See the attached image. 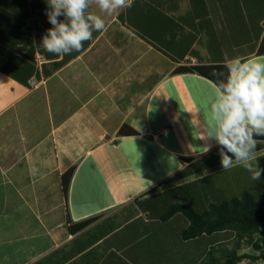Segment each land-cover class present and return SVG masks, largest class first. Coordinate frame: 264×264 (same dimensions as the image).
Returning <instances> with one entry per match:
<instances>
[{
  "label": "crops",
  "instance_id": "1",
  "mask_svg": "<svg viewBox=\"0 0 264 264\" xmlns=\"http://www.w3.org/2000/svg\"><path fill=\"white\" fill-rule=\"evenodd\" d=\"M221 4L226 1L133 0L130 7L109 16L92 0L88 11L100 15L106 29L93 31L80 51L61 57L45 51L41 43L51 27L46 0H0V264L223 262L225 237L219 232L185 239L182 231L188 221L176 212L172 217L180 215L175 231L182 246L175 247L166 228L160 227L161 211L138 204L193 180L207 177L209 183L218 179L234 184L238 180L233 170L242 172L241 177L250 174L240 165L222 168L221 146L214 138L218 122L211 120L201 98L198 100L211 121L200 116L202 126L194 137L189 131L178 135L177 130L176 138L183 135L188 143L182 151L166 135L172 128L169 120L157 122L159 112L166 115L174 80L205 83L218 96L222 92L197 72L174 73L177 66L228 63L235 58L264 63V52L256 53L258 43L264 41V6L259 0L247 3L234 14L229 33L225 29L216 32ZM251 18L256 20L250 25L252 35L249 26L246 28ZM245 31L248 35L242 33ZM236 33L244 35V41L256 43L254 49L224 55V42ZM205 35L211 45H206ZM156 95L157 103H153ZM183 97L185 94L180 95ZM154 106L158 114H151ZM187 118L184 113L177 115L176 128L178 122H188ZM124 123L137 134L117 135ZM255 139L254 155L261 167L264 139ZM118 144L135 158L140 173L119 153L111 161L119 163L129 184L125 179L113 183L117 199L95 198L96 205L77 206L73 183L76 176L82 177L84 163L92 167V156L95 160L105 153L110 156V147ZM205 144L210 145L206 153L201 152ZM70 167L74 169L65 194L61 176ZM188 168L193 173L187 174ZM177 171H184L183 178L165 182ZM83 178L89 185L90 178ZM106 182L109 186L111 178ZM251 183L264 190V173ZM205 185L207 182L200 192L203 202H208ZM212 186L214 195L222 192L215 182ZM90 218L81 228L69 229Z\"/></svg>",
  "mask_w": 264,
  "mask_h": 264
},
{
  "label": "clouds",
  "instance_id": "2",
  "mask_svg": "<svg viewBox=\"0 0 264 264\" xmlns=\"http://www.w3.org/2000/svg\"><path fill=\"white\" fill-rule=\"evenodd\" d=\"M50 10L47 18L51 27L42 36L45 51L64 56L80 51L85 41L92 39L93 31L106 29L105 20L88 11L92 0H46ZM101 12L113 15L128 8L133 0H95ZM64 19H59L60 17ZM229 78L223 85L217 103L211 105L216 114L218 131L215 134L221 146L220 162L227 170L240 165L259 181L264 168L254 152L256 136H264V63L253 59H230L225 65ZM208 152L210 145L202 146ZM229 153L231 155H229Z\"/></svg>",
  "mask_w": 264,
  "mask_h": 264
},
{
  "label": "trees",
  "instance_id": "3",
  "mask_svg": "<svg viewBox=\"0 0 264 264\" xmlns=\"http://www.w3.org/2000/svg\"><path fill=\"white\" fill-rule=\"evenodd\" d=\"M263 1L259 0L260 6H264ZM255 45L256 43H254L252 49L248 50L252 51ZM262 52H264L263 40L258 43L256 49L257 54H262ZM226 64L225 62L182 64L177 66L173 72H197L211 79L222 91L223 85L229 78V69L225 66ZM135 134H137V131L125 123L121 125L117 132V135ZM254 138L264 139V136H256ZM73 169L74 167L68 168L61 176L65 194ZM186 173L193 172L188 168ZM183 175L184 171H177L170 177L165 178V182L167 180L175 181L181 179ZM209 181L210 179L205 177L199 181L193 180L171 187L151 195L143 201H138V204L139 206L144 204L145 207L152 211H161L162 220L169 218L176 212L181 213L188 221L187 227L182 231V236L185 239L196 237L202 233L211 234L217 232L223 235L225 239L228 238V235L234 236L232 246L223 249V262L218 260V264H235L244 257L264 261V192L255 194L250 190L243 189L240 193L229 195L230 197H227L222 192L214 195L215 188L212 186L214 182L209 183ZM206 182L208 186L205 185L204 187H208V195L206 196L208 202L204 206L200 187ZM209 184L211 185L209 186ZM204 187H202L203 190H205ZM199 200L202 202H197ZM192 202H196V205L192 204ZM90 220L91 218L69 225V229L75 231L86 225ZM256 232L259 233V237L255 236ZM243 242L250 244L252 248L258 251L257 254L240 253Z\"/></svg>",
  "mask_w": 264,
  "mask_h": 264
},
{
  "label": "rangeland",
  "instance_id": "4",
  "mask_svg": "<svg viewBox=\"0 0 264 264\" xmlns=\"http://www.w3.org/2000/svg\"><path fill=\"white\" fill-rule=\"evenodd\" d=\"M217 1H220V0H217ZM225 1H226L225 5L221 4L219 6V8L221 9L219 13L220 20H219V25H218L219 28L216 29V32H222V29L223 30L225 29L227 30V32L230 33L233 30V28L229 27V25L231 24V21L234 19V14L241 12L242 9L246 8L247 3L249 2L251 3L253 2V0H225ZM256 1L257 0H255V2ZM132 19L129 18V21H131ZM254 23H256V20L254 18H251L248 24L246 25V28L247 26H249L250 35L253 34L252 30H254V28L250 25ZM242 33L244 35H248L247 31L242 32ZM237 35L238 33L234 34L230 40L224 42V48H225L224 55H226V53L229 54L231 52L241 53L243 51H247L248 49L253 48L254 43L244 41L246 37L242 34L238 36ZM203 40H207L206 45L207 44L211 45L212 41L208 40L206 35L204 36ZM184 80L185 79L181 78V79H178V81L174 80L170 84L169 88L172 90V92L169 95L170 98L167 97L169 99H167V106H166V110L168 109L167 110L168 117H167V112L165 115L164 111H161L158 114L155 106L154 108L156 111L153 108L151 111V114L153 113L155 114L157 112L158 114L157 122L158 123L159 122L165 123L167 120H169V123L172 125V128H171V131H169L166 135H169L171 137L170 140L173 142L174 147L177 148L179 151H182L185 147H187L188 143H185V136L183 135L180 138H176L177 130L179 129L178 135H180V133L181 134L188 133V131L190 132L191 137L198 135V130H200L201 129L200 127L202 126L201 121L199 120L200 119L199 117L200 116L204 117L202 119H204V121H206L207 123L208 121H211V120L215 121L216 114L212 111L211 105L213 103H217L219 100V96L212 90H209L208 86H205L206 85L205 83L204 84L199 83L197 85H192V82H191V84L189 85L187 84L188 82ZM184 94H185V97L180 99V95H184ZM118 98L119 97H115V99H118ZM199 98H201V100H203L204 103H207L209 111H210L208 113H209V116L212 118L211 120L204 113L203 107L201 106L200 101L198 100ZM157 100L158 99L156 95V97L153 98V103H157ZM182 100H184L185 102H183ZM194 100L199 104L198 106H196V103H194ZM161 103H162V100H161ZM164 103L165 102H163V105ZM182 113H184L188 117L187 118L188 122L186 121V119L185 121L178 122L177 128H176L177 115H181ZM194 115H197V116L194 118ZM163 116H166V117H163ZM210 124H211L210 126H213L212 123ZM182 129H183V132H182ZM193 146L196 147V145H193ZM115 147L117 149H115ZM115 147H110V154H109L110 156H108L105 153L102 157L98 158L97 160H95L94 156H92L90 159L91 160L90 164L92 165V167H89L88 163L87 164L84 163V166L82 168L83 174H81L82 177H80V174H79V176H76V180L73 183V199L77 206H80L82 208L85 206L96 205V199H101L102 201L105 199H110L111 197H116L117 199V194H116V191H114L113 183L122 182V180L125 179V181H127V183L129 184L127 177H126L127 175H125L126 172L122 170V167L119 165V163L111 161V158L117 159V155L119 153L122 154L121 155L122 159L127 161L132 166V168L136 171V173L138 174L140 173V167L138 164H136L135 158H132L131 155H129L126 151H122L121 146L119 144L116 145ZM126 166H129V165H123V167H126ZM263 166L264 165H262L261 168ZM159 168H162V167L160 166ZM141 170H142L141 172L142 174H145V175L147 174L145 170H143L142 168ZM239 173H242V172H240L239 170L232 171V174L237 175L238 181L236 182L235 180L236 184L235 183L230 184L229 181L221 182L218 179L214 180V182L215 184L218 185L219 188H221L222 192L225 193L227 197H230L229 196L230 192L238 193L245 188L247 190H251L252 193H255V194L264 192L262 188L251 183V179H250L251 174L247 173L244 177H241V174L239 175ZM83 175H86L87 179L90 178L89 185L88 183L83 182V179H84ZM108 178H111V181H112V183H110L109 186L106 182ZM262 178H263V173L261 175V179ZM189 189L191 190V188ZM192 204L196 205V202H192ZM203 205L206 206L207 205L206 202H204ZM178 216L180 215H176L174 217L170 216L169 218L163 220V222H160V227L164 226L166 228L167 233H169L170 235L169 241L173 243L175 247L180 248L182 244L179 243L177 234L175 231V229L178 228V222H177ZM255 236L259 237V233L256 232ZM227 237L228 238L222 242V246H225L224 248L232 246V243L234 240V236L232 235H228ZM245 242H243L242 244L243 248L240 250V253L246 252L248 254H257L258 251L252 248L250 244H245ZM209 256H210V253H208V257ZM172 259L174 260V257H172ZM235 264H264V261L261 259L252 260L248 257H244L240 261L236 262Z\"/></svg>",
  "mask_w": 264,
  "mask_h": 264
}]
</instances>
